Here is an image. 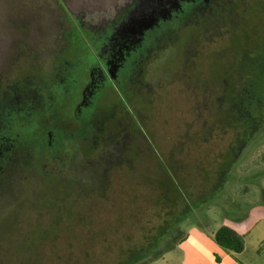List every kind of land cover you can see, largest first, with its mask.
Masks as SVG:
<instances>
[{
	"label": "rangeland",
	"instance_id": "rangeland-1",
	"mask_svg": "<svg viewBox=\"0 0 264 264\" xmlns=\"http://www.w3.org/2000/svg\"><path fill=\"white\" fill-rule=\"evenodd\" d=\"M221 1L0 0V159L17 145H32L30 152L21 149L23 167L0 173L8 186L0 194V202L7 200L0 203V221L9 222L15 208L8 202L25 203L19 215L46 205L42 227L37 214L17 217L19 226L0 247L4 264H148L163 255L196 223L186 202L160 188L163 168H172L191 204L199 199L200 205L207 193L209 201L219 200L242 184L248 200L264 206V0H224L229 36L179 34L195 8ZM175 43L180 46L159 56ZM177 67L187 76L178 78ZM134 70H149L156 89L142 110L155 153L133 134L111 89V82L127 80L133 87ZM219 74L213 104L226 106L208 109L211 78ZM202 110L207 123L198 117ZM109 122L124 140L100 145L98 134ZM211 168L231 170L226 188L219 189L220 181L205 191ZM67 174L92 176L93 184ZM55 192L67 200L60 225L51 229V218L62 211L50 207ZM161 227L168 233L152 244ZM135 252L141 259L132 263Z\"/></svg>",
	"mask_w": 264,
	"mask_h": 264
},
{
	"label": "crops",
	"instance_id": "crops-1",
	"mask_svg": "<svg viewBox=\"0 0 264 264\" xmlns=\"http://www.w3.org/2000/svg\"><path fill=\"white\" fill-rule=\"evenodd\" d=\"M230 172L229 168H211L207 171L206 188H214L220 181L219 189L226 188ZM227 193L230 195L223 193L214 201H209L211 195L207 193L206 198L201 197L200 205L196 200L190 211L196 223L190 222L183 239L150 264H264V206L250 202L249 190L242 184L230 186ZM223 227L243 242L241 253L224 250L217 244L215 236Z\"/></svg>",
	"mask_w": 264,
	"mask_h": 264
},
{
	"label": "flooded vegetation",
	"instance_id": "flooded-vegetation-1",
	"mask_svg": "<svg viewBox=\"0 0 264 264\" xmlns=\"http://www.w3.org/2000/svg\"><path fill=\"white\" fill-rule=\"evenodd\" d=\"M229 7L230 4L227 2H224V0H222L220 3H213L208 7H204V8H195V10L193 11V15L191 16L190 22L191 25L190 26L191 29H194L197 32L198 35V39L197 40H203L205 37H209V35L211 34L210 32L214 33L215 35H217L216 33H221V37L223 36H229L230 33V29L228 27V23L230 20L229 17ZM181 22V21H180ZM194 32V31H193ZM181 38V37H180ZM208 39V38H205ZM183 44H184V40H183ZM169 47V44L167 45ZM180 45L175 43L174 47H179ZM166 49V48H165ZM165 49L162 50V52H165ZM163 54V53H162ZM161 55V54H160ZM159 55V56H160ZM199 57V55H198ZM220 58L216 57L215 60L218 61ZM224 60L225 57L221 58L222 61V67L225 69V65H224ZM69 61V59H68ZM65 61V63L69 64L70 62ZM183 59L181 58L179 61H177V66L180 67V65L182 64ZM195 61V60H194ZM140 65V64H139ZM68 66V65H67ZM70 66V65H69ZM194 66V64H193ZM148 66L145 67L148 68ZM184 66L182 65V68ZM223 69V72H224ZM177 74H178V78H182V77H186L187 76V69H185V72L180 71V68H176L175 69ZM141 73H138V71L134 70L131 74V76L134 73V85H132L133 87H129L127 88V84H129V80H127V82L122 83V84H117V83H112L111 80V89L113 90V95L114 98H116L118 107L120 109V111H122V113L124 114V116H122L120 113H117V115H119V117H123L125 119V121L127 122V124L132 128V132L133 134H137V136H140L142 139L146 140L148 142V145L151 147V149L153 150V152L156 150L154 145H153V136L150 132H146L145 129H143V127H141L140 125V118L141 117V112H139L138 108L140 107L141 109H145L146 107H150L149 105H146V102L149 101V99L151 100L152 98L151 95L153 94L155 96L156 94V89L153 88V84L151 85L150 81H149V70L145 72L143 70H141ZM223 74H219L217 77L213 76L211 78L213 84H212V88L210 91H208V95L207 100L205 102L206 107L209 108H215L216 105L213 104V98H212V94L219 90L221 86V79L219 78V76H221ZM130 78V76H129ZM215 83H218V87L215 86ZM197 94L196 96H199L200 92H201V88L200 86L197 87ZM209 98V100H208ZM200 103L199 100H197V105H196V109L201 108L200 106H198ZM209 105V106H208ZM226 106L225 103H223L220 106H216L218 109L222 110L224 107ZM203 109V108H202ZM142 116H143V111H142ZM206 116V123L209 121V117L207 112H205L204 110H202V113L198 116L199 118H204ZM46 119L48 120V117L46 116ZM46 120V121H47ZM48 122H46L47 124ZM49 124V123H48ZM112 124L109 123H104V126H102L103 128H101L100 133L98 134V139H99V144L100 145H104L107 144L110 141H112L113 139L116 138V131L113 129H109L111 128ZM50 126V125H49ZM137 126L141 127V130L139 131V129L137 128ZM144 126V124H143ZM131 132V133H132ZM51 134V133H50ZM122 134V133H121ZM107 136V137H106ZM124 134L122 136H119V138H116V141H120L121 139L124 140L123 138ZM114 137V138H113ZM112 138V139H111ZM21 149L25 152H30L32 149V145L29 143H25V146L22 147V145H17L16 148L12 149L10 152V155H8L7 157L3 158L2 160L0 159V168H3V170L0 171V173L4 172L6 168H18V167H23L24 163H25V156L26 154L23 153L21 151ZM155 153V152H154ZM83 168V166H80L79 168ZM5 168V169H4ZM1 175V174H0Z\"/></svg>",
	"mask_w": 264,
	"mask_h": 264
},
{
	"label": "trees",
	"instance_id": "trees-1",
	"mask_svg": "<svg viewBox=\"0 0 264 264\" xmlns=\"http://www.w3.org/2000/svg\"><path fill=\"white\" fill-rule=\"evenodd\" d=\"M187 18L188 17H186V18H184L183 20H181V22L179 23V25H177L176 27H177V30L179 29V28H181V27H184L185 25H186V23L184 22L185 20H187ZM191 25H188L187 27H184V28H182L181 29V31H180V37H182V36H188L190 33H192L193 31H194V29H191V27H190ZM175 27V28H176ZM175 28H173L174 30H175ZM172 29V31H174ZM231 30V29H230ZM164 34H166V33H164ZM164 34L162 33V34H160V35H158L156 38H155V43L156 44H158L157 42L159 41V40H156L158 37H163L164 36ZM231 35V34H230ZM160 38V39H161ZM157 46V45H156ZM174 47V44L172 45V44H169V47L167 46L166 47V49H165V52H167V51H169V50H171L172 48ZM162 53V51L161 52H158V54L160 55ZM156 59H157V57H156ZM171 63V61H168V64H170ZM169 97H170V94H168V96H167V99H169ZM168 102V100H166V103ZM159 106L160 105H164L163 103H161V101L159 102V104H158ZM138 110H139V112H141V117H142V110L143 109H141L140 107L138 108ZM150 114V113H149ZM157 115V114H156ZM157 117L158 118H161V120L163 119V116H158L157 115ZM143 124H144V118H140V125H141V127H143V129H144V126H143ZM141 127L140 126H137V128L139 129V131L141 130ZM163 161V160H162ZM164 162V161H163ZM164 164H165V162H164ZM164 169V171H165V174H164V176H163V178L161 179V182H160V188L162 189V190H164L165 191V193H166V195L167 196H170V197H175V198H177V199H179L180 201H182V202H186L187 203V205L190 207L189 208V210L191 211V209L192 208H195V204H196V200L194 201L193 200V206H191V204H190V202H189V198H190V196H188V194H187V191L185 190V187L181 184V182H180V180L178 179V177H177V175L173 172V170H172V168H163ZM79 170V172L81 171V168H79L78 169ZM206 172V171H205ZM201 177H202V175H200ZM207 176V175H206ZM205 176V174H204V182H202V183H206V181H207V177ZM67 177L70 179V180H72V181H74V182H76V183H79V184H82V185H85L86 183L87 184H89V183H91V184H93V181H92V179L94 178V177H92V176H89V177H87V178H83V179H77V178H75L74 176H72V174H67ZM201 177H199V178H201ZM206 177V178H205ZM61 178H63L62 176H61ZM198 178V179H199ZM8 186H7V181L5 180V178L2 176V177H0V194L2 193V191H4L6 188H7ZM200 188H202L203 190H204V188H205V191L207 190V188H206V184H204V188L202 187V186H200ZM201 191V190H200ZM205 191H201L202 193L203 192H205ZM201 193V194H202ZM66 193H54L53 194V197H52V202H50L49 200V198L47 197L48 195H46V199H48L47 201H49L50 203V207L53 209V211L55 212V214H56V212L58 211L57 209H61L62 211H61V214H56V215H59V216H57L56 217V219L54 220V218H51V221H52V223H51V226H50V228L51 229H54L55 227H56V225H60V222L62 221V219H63V214H64V209H63V205L62 204H64L65 202H66V200H67V198L65 199V197H66V195H65ZM52 195V194H51ZM51 195H50V198H51ZM45 198L43 199V200H45ZM188 199V200H187ZM199 200V199H198ZM6 201L7 200H3V201H1L0 203H2V204H5L6 203ZM79 201V200H78ZM60 203V202H62L61 203V206H58V204L57 203ZM72 203H71V205H73V208L75 207V205H77V203L78 202H76V199H73V201H71ZM24 202H12V203H10V202H8V205H12L13 206V210H12V212L10 213L9 212V222H8V220L7 219H5V220H2V223H1V221H0V247L1 246H3L5 243H6V234L11 230V229H13L14 227H16V225H17V227L19 226V220H18V216H21V215H23V214H33V215H35L36 216V214L38 215V218L40 219L41 218V221H40V223H41V227H42V218H43V216H44V213H43V211H46V205L44 204V203H42L41 205H39V207H40V210H38V211H36V210H34V208L32 207V206H30L29 208H26L25 209V211H24V213L22 212V214L21 215H19V211H20V208H21V206H23L24 207ZM49 204L47 205V206H49ZM75 204V205H74ZM91 204H96V203H91ZM190 204V205H189ZM18 206H20V208L19 209H17V207ZM45 207V209H42L41 210V208H44ZM22 209V208H21ZM65 210H66V208H65ZM16 218H17V220H16ZM17 221L16 223H14V221ZM54 220V221H53ZM163 226H165V225H163ZM162 228V227H161ZM167 228H168V226H167ZM168 232H167V230H166V228L165 227H163L160 231H159V233H158V235L155 237V240H154V242H152V244L153 243H155V242H159V241H161V240H163V238H164V236L167 234ZM44 238H46V236L44 235V236H41V237H39V239L40 240H43ZM183 239V237H181L179 240H177V242L175 243V245H177V243L178 242H180L181 240ZM215 240H216V242H217V244L219 245V246H221L224 250H227V251H234L235 253H241L242 252V250H243V248H244V244H243V242L237 237V235L232 231V230H230L229 228H226V227H223V228H221L218 232H217V234H216V236H215ZM171 249H173V247H171L169 250H171ZM168 250V251H169ZM167 252V251H166ZM165 252V253H166ZM1 253H2V251H1V249H0V255H1ZM135 253H138V255L136 256V258L133 260V262L132 263H135V262H138V261H140V259H141V257L139 256V252H135ZM164 253V254H165ZM163 254V255H164ZM133 255H134V253H133ZM132 255V256H133ZM163 255H160V254H158L154 259H152L151 261H149V263L148 264H150V263H152V262H154V261H156V260H158V259H160ZM9 258L10 259H12V257L11 256H9ZM3 261L0 259V264H4V262L2 263ZM24 262H26V263H24ZM33 263V262H32ZM5 264H7V263H5ZM9 264H12L11 263V261L9 262ZM22 264H29V262H27L26 261V259L22 262Z\"/></svg>",
	"mask_w": 264,
	"mask_h": 264
}]
</instances>
